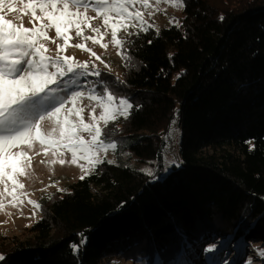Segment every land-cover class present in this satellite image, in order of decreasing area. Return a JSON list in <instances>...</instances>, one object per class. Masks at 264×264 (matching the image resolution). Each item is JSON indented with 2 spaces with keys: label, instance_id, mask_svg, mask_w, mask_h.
<instances>
[{
  "label": "trees",
  "instance_id": "trees-1",
  "mask_svg": "<svg viewBox=\"0 0 264 264\" xmlns=\"http://www.w3.org/2000/svg\"><path fill=\"white\" fill-rule=\"evenodd\" d=\"M177 21L123 37L121 76L96 85L133 104L107 126L116 158L0 236V264H186L214 237L264 245V0H184Z\"/></svg>",
  "mask_w": 264,
  "mask_h": 264
},
{
  "label": "snow or ice",
  "instance_id": "snow-or-ice-1",
  "mask_svg": "<svg viewBox=\"0 0 264 264\" xmlns=\"http://www.w3.org/2000/svg\"><path fill=\"white\" fill-rule=\"evenodd\" d=\"M160 2L154 0L157 5ZM165 2L184 7V0ZM150 7L149 0H0V209L6 199L17 207L28 197L21 178L28 177L33 155L51 152L63 165L65 153H70L72 164L85 162L86 166L79 165L83 172L80 179H84L104 163L108 150L117 149V144L108 140L111 133L107 126L120 117L127 119L133 104L108 87L99 91L78 87L82 77L100 76L91 58L104 63L86 45L90 41L106 50L109 45L102 41L110 31L111 44L127 60L125 39L118 38V33L130 37L148 32L153 25L144 19V9ZM6 14H13L14 19H7ZM25 16L31 27L24 26ZM174 22L180 26L179 21ZM74 39L80 42L70 44ZM49 43L55 46L54 54ZM69 47L87 52L90 60L81 63L65 55ZM27 203L40 208L35 200L27 199ZM72 247L76 249V245ZM260 255L264 257V251Z\"/></svg>",
  "mask_w": 264,
  "mask_h": 264
},
{
  "label": "rangeland",
  "instance_id": "rangeland-1",
  "mask_svg": "<svg viewBox=\"0 0 264 264\" xmlns=\"http://www.w3.org/2000/svg\"><path fill=\"white\" fill-rule=\"evenodd\" d=\"M149 3L151 4V7L144 9V19L147 23H151L153 25V29L157 30L160 27L174 24V21H177L180 16L181 8H175L171 6V4L165 2V0H161L158 5L154 3V0H149ZM6 18L14 19V16L13 14H6ZM14 22L19 23V20H15ZM23 22L24 26L31 27L27 16L24 17ZM95 23L100 22L96 21ZM136 30L138 29H132V31ZM49 35H54V33L50 32ZM124 36L125 34L123 32L118 33V38H123ZM110 41L111 36L109 31L102 41L103 43H108L109 45L106 50L102 49L99 45L91 44L90 41L87 42L86 46L92 48V50L95 51L104 61V63H101L100 61L95 60V58H91L90 62L95 63L96 70L106 71L115 77H120L122 58L118 54L119 49L112 45ZM77 42L80 41L74 39L70 41V44H75ZM47 47H49L54 54L55 46L49 43ZM64 54L72 56L81 63L90 60V56L87 52L74 47H69ZM105 64L108 65L107 68H105ZM98 80L99 77L94 75L82 77L78 87L87 91V88L91 86L99 91L102 87L100 89L97 88L96 85L97 82H99ZM84 103L88 104V101L85 100ZM96 114H99V109H97ZM83 115L85 117V121L87 122L89 119L88 111L86 110ZM175 119L176 118H174V121ZM173 129L170 131L171 134L169 138L172 142L174 141L176 147H178L179 131L177 129V131ZM85 139H88L87 134H85ZM176 150L177 149H174L175 153L172 154L171 149L167 152L165 148L164 159L166 170L172 166L173 162L176 163L178 161L179 156ZM103 158L109 160L115 159V151L108 150L104 154ZM54 159L56 158L51 156V152L45 155L44 152L41 151L39 155H33L32 167L29 170L28 177L21 178V182L25 185V189L23 191H26L29 195L27 198H24V203L22 205H18L17 207H12L8 199L4 201L5 207L0 209V236H11L14 234L21 235L24 233L23 229L25 226L31 225L40 217V208L39 210L35 209L32 205L27 203V199L35 200L40 205L41 201L48 198L52 193L62 192L58 189H63L65 191L69 184L83 175L79 165L85 164V162L78 161L77 164H72L70 162V153H65L64 159L66 162L63 165L59 163L58 159H56V162L53 163L52 161ZM41 161H43V163ZM134 166L139 169L141 168V165L137 162H134ZM33 213H35V215H33ZM207 244H209V249L211 248L212 251L207 249ZM262 251H264V245L261 244L260 241L250 238L234 242L232 238L226 240L221 237H214L209 239L207 242H204L200 250H192V252L187 255L186 264H249L250 261L252 264H264V257L260 255V252ZM113 264L131 263L124 260H116Z\"/></svg>",
  "mask_w": 264,
  "mask_h": 264
},
{
  "label": "built area",
  "instance_id": "built-area-1",
  "mask_svg": "<svg viewBox=\"0 0 264 264\" xmlns=\"http://www.w3.org/2000/svg\"><path fill=\"white\" fill-rule=\"evenodd\" d=\"M173 121H174V120H173ZM173 121H172V123H171V126H170V128H169V129H170V131H171V129H173V128L175 129V128H176V126H177V122H178V121L175 119V121H174L175 123H174V124H173ZM174 129H173V130H174ZM169 146H170V149H171V153H172V154H174V153H175V151H174L173 144H172V143H170V144H169Z\"/></svg>",
  "mask_w": 264,
  "mask_h": 264
},
{
  "label": "bare ground",
  "instance_id": "bare-ground-1",
  "mask_svg": "<svg viewBox=\"0 0 264 264\" xmlns=\"http://www.w3.org/2000/svg\"><path fill=\"white\" fill-rule=\"evenodd\" d=\"M207 249H209V244H207Z\"/></svg>",
  "mask_w": 264,
  "mask_h": 264
}]
</instances>
